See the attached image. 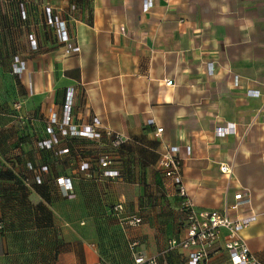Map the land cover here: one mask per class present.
<instances>
[{"label":"crops","instance_id":"crops-1","mask_svg":"<svg viewBox=\"0 0 264 264\" xmlns=\"http://www.w3.org/2000/svg\"><path fill=\"white\" fill-rule=\"evenodd\" d=\"M24 1L37 48L30 78L14 79L9 95L24 113L20 145L47 152L38 147L50 139L47 110L63 107L67 89L71 129L99 124L125 137L115 155L120 176L111 179L91 168L89 141L102 139L59 133L48 148L72 163L74 195L49 205L60 225L59 264H132V242L157 264H189L186 250H165L186 234L180 197L160 165L166 145L176 147L197 210L248 217L241 235L264 263V0ZM246 191L251 202L230 209ZM118 201L142 222L121 224L111 211ZM223 241L207 264H230Z\"/></svg>","mask_w":264,"mask_h":264},{"label":"rangeland","instance_id":"rangeland-1","mask_svg":"<svg viewBox=\"0 0 264 264\" xmlns=\"http://www.w3.org/2000/svg\"><path fill=\"white\" fill-rule=\"evenodd\" d=\"M23 4H25L24 0H0V100L5 102L0 103V248L2 249H0L2 253L0 264H59V261L61 263L59 250L63 245L59 236L60 225L52 218L49 205L52 197L61 200L64 204L67 200H71V197L60 194L62 189L60 188L59 192L57 181L61 178L59 176L71 178L69 175L72 163L68 161L67 156L57 159L54 155L55 149L48 148L53 140L59 142V133L64 137L69 134L82 135H79L75 128L70 127L72 120L70 107L68 122L64 119L66 95L61 111H55L52 107L47 110V133L50 139L39 140L38 146L42 149L47 148V152H43L44 149L40 150L42 153H38L37 149L29 150L20 145L23 136L20 137L18 133L26 127L25 120L22 119L24 113L19 103L9 95L13 94L11 84L14 79L18 81L30 78L26 67L36 65L31 58L35 56L34 51L37 48L34 36H31L28 27L27 10ZM32 15L37 14L32 13ZM63 36L67 39L65 34ZM46 58L47 56L42 55L39 60L45 64ZM4 91L7 98L2 96ZM66 92L68 93V89ZM72 101L73 97L70 106ZM34 119L39 122L36 117ZM109 129L115 130L111 127ZM95 138L102 140L89 141L93 166L97 164L95 162H98L97 159L102 152L113 148L111 135ZM65 149L62 150L64 154L69 152L68 147L65 146ZM118 150L115 151V155ZM37 155L45 157L46 164L40 163ZM31 157H34V161ZM163 171L166 173L165 170ZM68 204L65 209L66 215L72 210L70 203ZM113 208L114 205L111 207L112 212ZM164 239L163 247L167 244L168 238ZM168 246L167 244L166 251H169ZM166 251L163 254L159 252L161 259L171 257L170 252Z\"/></svg>","mask_w":264,"mask_h":264},{"label":"built area","instance_id":"built-area-1","mask_svg":"<svg viewBox=\"0 0 264 264\" xmlns=\"http://www.w3.org/2000/svg\"><path fill=\"white\" fill-rule=\"evenodd\" d=\"M212 65V63H210ZM208 65V66H210ZM171 81L167 80L166 84H170ZM73 93L68 89L66 104H65V115L64 119L68 122V111L70 106V101L72 100ZM162 129L160 127L156 128V134L159 135ZM218 132L221 129L218 128ZM79 135L90 136V137H100L102 135H111V146L113 147L110 151L102 152L99 155L97 161L100 167L101 176L106 178H117L119 177V171L115 160V151L118 150L124 143L125 137L119 131H114L111 129H100L97 125H91L86 129H82ZM66 150V149H65ZM160 164L165 169L169 177L172 178V182L176 191L180 197L179 211L185 219V236L172 237L168 241V249L181 248L187 251V261L189 264H207L212 254L216 252V244L219 240L223 238V245L225 247L228 260L231 264H264L262 261L257 259L250 250L249 245L241 235V231L249 222L248 217L241 216H229V209H215V210H197L196 204L193 201L192 195L188 192L185 187L182 173H180L181 160L176 156V147L169 145L165 146L160 157ZM88 166V165H83ZM219 170L227 178L231 177L233 174L231 163H220ZM58 187L62 189L65 196L72 197L74 194L71 191L72 183L69 177L59 178ZM234 203L230 205V209L236 210L240 205L244 203H250L249 191L244 193H238L234 197ZM113 214L120 220L123 225H139L143 219L139 216L126 212L125 205L123 201H118L114 204ZM223 230H226V234L223 235ZM135 242L130 244L132 248L133 262L132 264H157L153 259L147 260L144 256L134 250ZM214 250V251H213Z\"/></svg>","mask_w":264,"mask_h":264},{"label":"trees","instance_id":"trees-1","mask_svg":"<svg viewBox=\"0 0 264 264\" xmlns=\"http://www.w3.org/2000/svg\"><path fill=\"white\" fill-rule=\"evenodd\" d=\"M88 166L90 168V165H88ZM91 168L94 169V170L98 168L97 169L98 170V174L101 172V170L99 169V165L97 166V164L95 166H92Z\"/></svg>","mask_w":264,"mask_h":264}]
</instances>
